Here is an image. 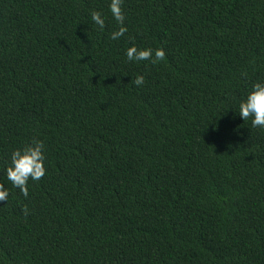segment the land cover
Segmentation results:
<instances>
[{"label": "trees", "instance_id": "16d2710c", "mask_svg": "<svg viewBox=\"0 0 264 264\" xmlns=\"http://www.w3.org/2000/svg\"><path fill=\"white\" fill-rule=\"evenodd\" d=\"M110 3L0 0V264H264V129L236 112L264 0H123L119 40ZM36 140L25 198L5 169Z\"/></svg>", "mask_w": 264, "mask_h": 264}, {"label": "clouds", "instance_id": "9594fccd", "mask_svg": "<svg viewBox=\"0 0 264 264\" xmlns=\"http://www.w3.org/2000/svg\"><path fill=\"white\" fill-rule=\"evenodd\" d=\"M122 3L123 0H111L109 5L112 17L119 25L118 30L111 35L112 40H119L127 32ZM91 19L101 29L105 27V19L101 12H92ZM125 55L129 62L150 61L152 64H156L165 58V52L162 48L153 51L151 48L137 49L134 45L126 50ZM144 82L145 77L143 75L136 76V86L139 87ZM236 112L243 120L251 118L253 128L264 129V81L252 83L245 96L239 100L238 111ZM5 171L7 180L27 198L29 181H39L46 175L44 142L36 140L22 148L14 149L11 153L10 164ZM8 196L7 188L0 185V201L7 203Z\"/></svg>", "mask_w": 264, "mask_h": 264}]
</instances>
